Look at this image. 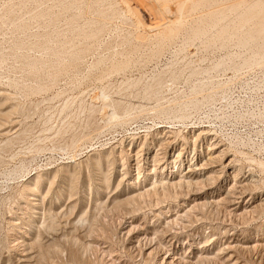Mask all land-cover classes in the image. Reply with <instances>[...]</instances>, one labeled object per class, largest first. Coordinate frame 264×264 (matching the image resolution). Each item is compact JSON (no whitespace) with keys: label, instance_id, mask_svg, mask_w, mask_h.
Masks as SVG:
<instances>
[{"label":"rangeland","instance_id":"374dc122","mask_svg":"<svg viewBox=\"0 0 264 264\" xmlns=\"http://www.w3.org/2000/svg\"><path fill=\"white\" fill-rule=\"evenodd\" d=\"M262 28L264 0H0V264H264V207L229 212L264 200ZM199 127L241 166L240 203L186 220L175 200L117 204L138 180L137 150L149 167L146 134ZM204 141L196 157L177 142L183 167ZM225 176L202 190L224 193L235 182L220 188Z\"/></svg>","mask_w":264,"mask_h":264},{"label":"bare ground","instance_id":"6f19581e","mask_svg":"<svg viewBox=\"0 0 264 264\" xmlns=\"http://www.w3.org/2000/svg\"><path fill=\"white\" fill-rule=\"evenodd\" d=\"M173 22H175V20ZM175 23H177V22H175ZM262 30H264V29L262 28ZM0 110L3 111L2 109H0ZM1 111H0V121L2 120L1 118H3V117L7 118L10 115L9 113H3ZM115 111H117V110H115ZM114 117H115V115H114ZM2 122H5L4 119H3ZM0 125H2V123H0ZM170 132H172L171 133L172 135L170 134L171 136H168V134H167V138H165L163 136H160L161 131L156 129L155 131L146 134L142 138L143 140L141 139L142 140V142H141L142 145L146 146V148H147L146 153L148 155L151 153L150 149L152 147L151 146L152 144L158 143L161 146L162 144L166 143L165 144L166 146L164 147V151L162 152L164 154H163V156H160V152H159V150H157L158 149L157 148L156 149L157 151L155 152V154L150 155V156L147 155L146 160H145L146 161L145 164H149V167H147V169H146L144 167V165L140 164V163H142L143 159H140V155L141 154H140L139 150H137V152L135 154H137L138 156H137V161H136L137 163L135 165L137 167L136 170H138V175H137V179L138 180L137 181H132V182L129 183L130 184L129 186H131V189L132 188L133 189L128 191V192H126L127 193L126 197L123 200L118 201L117 204H119L120 206H122V204H123V206H124V204L126 205V204L133 203L134 204L133 208L136 209V208L140 207L143 202H147V203L149 202L148 204L155 205V204H160V203H162V202H164L166 200H175L174 202L177 203V205H176L177 206V208H176L177 209V213L176 214H178L177 217L179 219H181V220H186L195 211L196 212L199 211L202 214H206V212L204 213L206 208H208V209L211 208L212 209V207H216V206H219V205H224L228 209H230L232 204L234 205L236 203L237 204L240 203L239 200L242 198L244 193H242V192L239 193L238 192V188H237L236 184L238 182V176H239V172L241 170V166H237L236 164L233 165L234 164V159L233 158L229 159L227 157L228 156L227 155L228 150L225 149V148L220 149L221 147H219V143L218 142H216L215 140L211 141V142L208 141L209 140L208 135H210L209 133L211 131L209 132L208 129H206L204 127H199L198 129L188 130L187 132H184L182 130H179V131H176V130L175 131H173V130L171 131L170 130ZM140 138L141 137H139V140H140ZM204 138L207 140V147H206L207 151L205 152V150H204V152H203L201 150L204 153L203 154L204 156L200 160L197 159L195 161L194 160H191V162L189 161L190 163L187 166L183 167L184 164H185V163H183L184 162V159H183L184 152L182 151V149L176 151L177 142H179L180 140H182V142L183 141L184 142H188V141L192 142L193 145H194L193 152L195 150L194 156L196 157V155L200 156V153H201V152L199 153V149H198L197 145L199 144V142H201L202 144H200V145L203 148V146H204V143H203ZM211 138H213V137H211ZM137 140H138V138L135 139V137H133L131 140H129L127 145H129L131 147L127 148V150H126L125 147L122 146L121 151H119V154H121V156L124 157L123 152L126 153L128 151V149L130 151V154H132V151L137 147V142H138ZM124 142H127V141H123V143ZM191 144H190V146H191ZM127 145H125V146H127ZM181 148H182V146H181ZM184 148L185 147H183V150H184ZM131 149H132V151H131ZM159 149H161V148L159 147ZM162 149H163V147H162ZM173 151H175V152H173ZM105 153H106V151L105 152L102 151V154L100 153L96 157H94V160H93L92 164L95 166V168H99L105 158H107L108 161H110V158H112V161H114L115 160L114 157H117L116 153H118V149H116V147H114L111 151L107 152L106 155H105ZM170 158H171V160H170ZM119 159H120V157H119ZM162 160H164V161L161 162ZM262 162L263 163H261L260 165H262V167L264 168V161H262ZM131 165H132V163H131ZM169 165H171V166H169ZM150 166H151V168H150ZM168 167H171L170 171H168V169H169ZM173 167H174L175 170H172ZM230 168H231V171H230ZM146 170H148L147 173H146ZM57 172H58V170H57ZM227 172H228V174H227ZM142 173H146L145 176H144V179H143V182H145V184L143 183L142 186H140L138 188V190H137V185H138V183H140L139 179L142 176L141 175ZM225 174H226V176H225V179L223 181V185H221L220 188L223 187L224 184H226L228 182V180L229 181H235V182H234V184L232 186L228 187L227 190L224 191V193H221V191H219V190H222V189L218 190V188H217V190L216 189H212V190H208V191L204 190V189H203L204 191L202 190V188H205V187H207L209 185L216 184V185L212 186V188L217 186L218 182L224 177ZM46 175H47V173H45V174L41 173V174L37 175L36 179L33 178L30 181H27V183H25V185L23 187L24 188L23 189L24 193L25 194H29V195L31 193H33L32 190H35V188H38L41 185V183L47 179ZM151 176H153L154 180L150 182L148 180H150ZM230 176H233V177H230ZM70 178H71V181L74 182V180L72 178V174L70 175ZM105 181H108V177L105 178ZM210 181H212V183H209ZM206 184H209V185L205 186ZM22 198H23V195H22ZM25 201H27V200H25ZM263 201H264L263 199H262V201H257V200H255L253 202L249 201L247 203V205H245V206H241V205L240 206H238V205L236 206V205H234L233 208L231 207L229 212H232L233 214H235L237 216H245L246 214L251 213V212H255V211L259 210V209L261 211V209H263V207H264V202ZM114 202H113V204H114ZM227 203H229V205H227ZM249 203H250V205H248ZM171 205L172 204H169V206L168 205L167 206L170 207V209H172ZM242 205H243V203H242ZM131 209L132 208H130V210ZM160 209H161L160 213H162V208H160ZM135 212H136V210H135ZM30 214L31 213H29V215ZM171 216L172 215L167 216V218H170ZM175 217H176V215H175ZM51 225L52 224H50V226ZM18 227H19V225H18ZM214 229H215V227H214ZM39 239L41 240V237ZM19 240H20V238H19ZM25 240H26V238L24 239V241ZM35 240H32V241H35ZM40 240H38V237H37L36 242L40 241ZM261 240H262L261 238L258 239V241H261ZM53 241L54 240H52V242ZM252 242H253L252 240L247 241L245 247H248V248L250 247V249H251V247L255 246V244L252 246V244H251ZM38 243H36V244H38ZM40 244L41 243H39L38 245H40ZM256 245H261V244H259V242H257ZM44 246H42L43 249L44 248L46 249V245H44ZM42 247L40 246V248H42ZM58 249H59V245L58 244H54L52 248H49V249H47L45 251H40L39 250L38 253L39 252L41 253V255H39V256H41L43 258H46V257H50L49 256L50 251H55L56 252V251H58ZM228 249L232 250V246H229ZM70 251H72V250H70ZM72 253H74V252H72ZM227 253L230 254V251L228 250ZM74 257L76 258V256H74ZM38 259H39V257H38ZM229 259L233 260V254L229 256ZM170 264H172V263H170Z\"/></svg>","mask_w":264,"mask_h":264}]
</instances>
